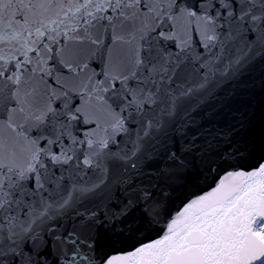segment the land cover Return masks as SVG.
<instances>
[{"label":"snow or ice","instance_id":"obj_1","mask_svg":"<svg viewBox=\"0 0 264 264\" xmlns=\"http://www.w3.org/2000/svg\"><path fill=\"white\" fill-rule=\"evenodd\" d=\"M0 264H264V0H0Z\"/></svg>","mask_w":264,"mask_h":264}]
</instances>
